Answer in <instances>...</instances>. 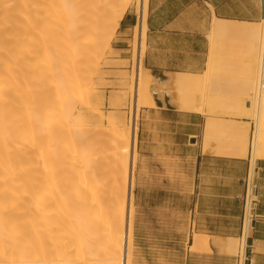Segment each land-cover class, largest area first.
<instances>
[{
  "label": "bare ground",
  "instance_id": "bare-ground-1",
  "mask_svg": "<svg viewBox=\"0 0 264 264\" xmlns=\"http://www.w3.org/2000/svg\"><path fill=\"white\" fill-rule=\"evenodd\" d=\"M132 4L133 80L124 86L134 91L132 130L113 121L111 136L98 127L91 141L87 124L104 120L92 89L103 78L101 46L111 48ZM147 14L148 0H0V264H132L137 116L156 106V93L171 92L169 80L144 65ZM247 29L261 40L258 65L230 107L254 121L252 139L248 120L209 116L203 149L249 156L251 182L256 160L264 159V17ZM213 66L211 59L202 75L173 76L178 89L201 94L181 99L180 108L211 110L220 89L208 78ZM252 212L248 204L240 237L212 236L238 264ZM209 237L195 232L190 250L212 253Z\"/></svg>",
  "mask_w": 264,
  "mask_h": 264
},
{
  "label": "rangeland",
  "instance_id": "rangeland-1",
  "mask_svg": "<svg viewBox=\"0 0 264 264\" xmlns=\"http://www.w3.org/2000/svg\"><path fill=\"white\" fill-rule=\"evenodd\" d=\"M135 16L136 8L132 4L125 14L126 21L122 30L123 34H121L128 38L129 45L125 46L128 50L117 49L119 45H115L114 42L121 37L117 34L110 41V49H107L104 44L101 46L102 64L99 74L103 78L98 80L92 89L100 99L98 106L104 114V120L101 126L87 124L92 133L91 141L97 137L96 129L98 127L102 129L103 133L111 136L113 121L121 128L129 127L132 130L134 91L131 87L124 88V86L131 85L133 80L132 39ZM260 46L261 40L258 37L253 55L254 70L258 65ZM173 76L175 74H170L165 78L154 76L158 80H169L168 89L171 92L156 93V106L141 107L137 116L132 264H192V253L205 255L203 251H192L189 248L194 242V233L198 232L195 226L193 227L194 214L192 212V208L197 202L194 193L196 182L193 170L195 150L190 147L196 146V150L204 151V123L209 116L248 120L250 122L248 131L250 139H252L254 130L252 119L236 116L230 107V102L238 95L240 87L244 84L219 83L218 93L213 92L218 99L211 104V110L205 109V113L200 115L198 136L193 137L194 140H190L188 145H184L185 136L183 133L185 131L183 128L185 126L182 120L183 117L185 120L189 116L182 113L184 109L180 108L178 103L184 98L199 99L201 94L198 91L183 92L182 89H178L172 81ZM208 78L212 81L227 80L217 79L215 70L208 74ZM116 97L119 98L115 102H111V99ZM118 118L121 120L118 121ZM192 143L197 144L193 145ZM212 143L216 144L217 139L213 138ZM206 153L214 154L213 152ZM245 160L250 164L246 166V173L243 174V177H247L249 165H251L249 156ZM228 163L230 164V161L218 160L212 167L217 171L228 172L231 167ZM254 179L256 182L255 174ZM239 189L240 193L243 192V189V193H245L246 184L239 186ZM241 202L244 223L245 208L243 200ZM225 204L228 206L227 203ZM233 206H237V203H234ZM209 240L212 247L215 246L212 236L209 237ZM223 254L231 264H238V256L231 253ZM203 260L204 262L208 261L207 258Z\"/></svg>",
  "mask_w": 264,
  "mask_h": 264
},
{
  "label": "crops",
  "instance_id": "crops-1",
  "mask_svg": "<svg viewBox=\"0 0 264 264\" xmlns=\"http://www.w3.org/2000/svg\"><path fill=\"white\" fill-rule=\"evenodd\" d=\"M263 17V0H148L144 65L158 78L177 73L202 75L214 59L217 79H227L217 80L218 84H242L254 71L253 55L257 46L256 35L247 27L259 24ZM125 21L124 17L117 36L123 34ZM218 25L233 28L217 32ZM127 39L121 35L115 40L117 49L128 50ZM182 113L189 116L182 120L183 144L188 145L199 134L201 113L189 110ZM195 147H190L195 150L193 170L197 197L192 208L193 227L209 236L240 237L244 189L240 193L239 186L245 184L243 174L250 163L245 158L221 157ZM218 160L230 161L228 172L212 167ZM255 175L259 194L247 235V264H264V159L256 160ZM206 258L208 261L204 262ZM192 264L231 262L213 246L210 254L192 253Z\"/></svg>",
  "mask_w": 264,
  "mask_h": 264
},
{
  "label": "built area",
  "instance_id": "built-area-1",
  "mask_svg": "<svg viewBox=\"0 0 264 264\" xmlns=\"http://www.w3.org/2000/svg\"><path fill=\"white\" fill-rule=\"evenodd\" d=\"M244 183L246 184V190H245V193L242 196L244 208L246 209L248 204H250L252 206V210H254L255 205L258 202V194H259L258 185L256 184L254 177H253L252 181L250 182L248 175L245 178ZM249 187H251L250 192H249ZM244 218H245V213H244ZM244 222H245V219H244ZM252 222H253V214L250 216V223L252 224ZM243 226H244V223H243ZM245 256H246V258L244 260V264H247V262H248L247 245H246Z\"/></svg>",
  "mask_w": 264,
  "mask_h": 264
},
{
  "label": "water",
  "instance_id": "water-1",
  "mask_svg": "<svg viewBox=\"0 0 264 264\" xmlns=\"http://www.w3.org/2000/svg\"><path fill=\"white\" fill-rule=\"evenodd\" d=\"M263 4H264V1H263Z\"/></svg>",
  "mask_w": 264,
  "mask_h": 264
}]
</instances>
